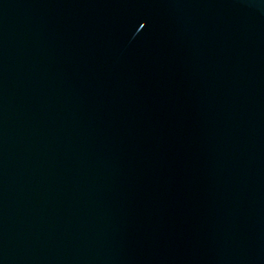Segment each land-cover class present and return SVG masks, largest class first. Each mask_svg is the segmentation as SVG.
Returning <instances> with one entry per match:
<instances>
[{"label": "water", "instance_id": "water-1", "mask_svg": "<svg viewBox=\"0 0 264 264\" xmlns=\"http://www.w3.org/2000/svg\"><path fill=\"white\" fill-rule=\"evenodd\" d=\"M0 264H264V0H0Z\"/></svg>", "mask_w": 264, "mask_h": 264}]
</instances>
